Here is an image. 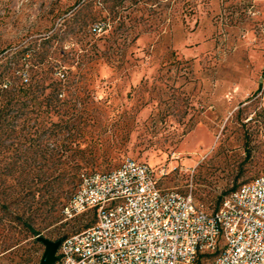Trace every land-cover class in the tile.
I'll return each mask as SVG.
<instances>
[{"label":"rangeland","instance_id":"rangeland-1","mask_svg":"<svg viewBox=\"0 0 264 264\" xmlns=\"http://www.w3.org/2000/svg\"><path fill=\"white\" fill-rule=\"evenodd\" d=\"M175 1L174 27L161 38L141 36L130 49L133 60L99 63L70 79L84 103L72 107L81 110V137L77 126L40 124L35 106L15 110L12 126L0 134V264H39L44 246L12 222L34 190L36 200L48 199L26 214L37 237L56 241L94 224L92 210L63 214L81 171L143 162L160 189L190 193L207 212L264 172V0ZM68 5L0 0V50L52 32L54 47H67L75 41L62 26ZM74 138L84 152L67 145ZM67 158L82 161L74 177L66 175ZM212 262L198 257L193 264Z\"/></svg>","mask_w":264,"mask_h":264},{"label":"built area","instance_id":"built-area-1","mask_svg":"<svg viewBox=\"0 0 264 264\" xmlns=\"http://www.w3.org/2000/svg\"><path fill=\"white\" fill-rule=\"evenodd\" d=\"M95 212L92 226L65 237L54 264H264V172L224 198L196 206L190 193L163 191L154 170L127 159L108 172L83 171L63 209Z\"/></svg>","mask_w":264,"mask_h":264},{"label":"trees","instance_id":"trees-1","mask_svg":"<svg viewBox=\"0 0 264 264\" xmlns=\"http://www.w3.org/2000/svg\"><path fill=\"white\" fill-rule=\"evenodd\" d=\"M64 1L69 5L62 10V26L64 25L66 35H73L71 38L74 42L65 48L58 45L54 47L52 42L56 33L52 32L41 36L40 42L33 38L10 47L6 53L5 50H0V134L5 133V128L12 126L16 109L31 105L37 107L38 115L43 114L39 120L40 124L45 122L49 127H59L61 131L62 128L73 129L77 126L76 135L81 137V110L79 107H72L82 105L83 108L84 103L76 101L80 92L77 91V86L71 84L70 79L90 74L99 63H128L134 57L130 49L141 36L153 35L161 38L167 31L170 32L178 18L173 9L175 0H166L163 5L164 0ZM73 95L76 98H71ZM82 143L74 138L67 145L75 151L84 152ZM79 162L82 161L75 158H67L64 161L68 177H74L76 170L80 168ZM29 189L30 187L26 186V190ZM33 192L28 204L20 205L13 213L12 222L18 225L19 234L29 233L36 236L35 242L40 243L37 240L38 233L31 226L26 214L32 210H41L48 199L43 194L36 200V190ZM23 198L18 196L17 199L21 203ZM196 206L200 207L197 204ZM219 207L212 212L217 211ZM1 209L6 212L7 207L3 205ZM94 222L95 219L90 225ZM65 237L67 236L58 240L61 242ZM218 252L198 257L212 258L214 262Z\"/></svg>","mask_w":264,"mask_h":264},{"label":"water","instance_id":"water-1","mask_svg":"<svg viewBox=\"0 0 264 264\" xmlns=\"http://www.w3.org/2000/svg\"><path fill=\"white\" fill-rule=\"evenodd\" d=\"M37 240L44 246L39 264H54L57 261V251L60 241H52L43 237H37Z\"/></svg>","mask_w":264,"mask_h":264}]
</instances>
